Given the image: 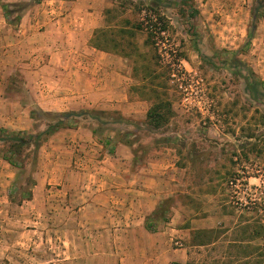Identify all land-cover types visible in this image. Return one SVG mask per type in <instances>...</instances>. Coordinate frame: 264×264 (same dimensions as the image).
<instances>
[{"label":"rangeland","instance_id":"obj_1","mask_svg":"<svg viewBox=\"0 0 264 264\" xmlns=\"http://www.w3.org/2000/svg\"><path fill=\"white\" fill-rule=\"evenodd\" d=\"M3 3L9 5L7 16ZM262 5L258 0H0L5 28L0 59L1 42L15 40L21 20L42 23L52 6L71 12L73 37L88 34L89 50L109 56L106 66L120 61V75H105V88L27 87L13 60L2 69L0 61V127L41 139L35 163L25 158L20 170L0 158V264L129 263V253L111 245L124 241L108 230L116 221L89 220L105 223L101 233L100 226L86 228L68 216L67 183L79 186L83 164L97 160L113 170L154 173L152 189L161 197L151 213L168 203L146 243L163 241L168 252L153 264H264ZM256 8L263 12L254 19ZM146 15L151 24L134 36L119 32ZM102 27L118 41L114 50L90 45ZM59 35L55 28L50 37ZM9 55L15 58L14 51ZM158 101H168L172 112L166 124L154 128L146 113ZM67 111L77 126L47 135L63 118L58 114ZM69 130L83 138L67 140ZM133 251L134 260L147 254Z\"/></svg>","mask_w":264,"mask_h":264},{"label":"crops","instance_id":"obj_2","mask_svg":"<svg viewBox=\"0 0 264 264\" xmlns=\"http://www.w3.org/2000/svg\"><path fill=\"white\" fill-rule=\"evenodd\" d=\"M47 11L48 14L45 15L47 20L41 23L22 19L16 27L15 40L5 44L1 42L6 54V56L4 54V59H0L1 69L7 67L6 63L13 60L12 65L15 64L23 77L27 80L30 77L33 78V83L26 80L27 87H88L89 84L90 87L105 88L103 84L105 75L108 74L111 77L120 75L119 60L114 59L113 66H106L104 60L109 58L106 53L94 49V51L89 50L88 34L81 38L73 37L74 23L70 19L71 12L63 9L57 10L52 6ZM60 13L62 15H59ZM55 28L59 30L60 35L57 39H52L50 36ZM4 30V22L0 21V40H3ZM12 51H14L15 58L9 55ZM118 90L119 87H114L115 93ZM75 91L79 92L80 97L85 95L81 89ZM94 93L96 94V91ZM68 95L72 94L68 93ZM116 106L119 107V104ZM69 131L67 140L79 141L83 138L79 131ZM68 146L71 147V151H74L73 145ZM101 162L97 160L92 166L83 164L81 167L82 180L79 186L64 184L71 195L68 216L72 220L79 218L86 228L100 226L101 233L104 232L105 223L94 225L89 220L97 217L104 221L109 219L116 221L115 228L108 227V230L118 238L123 237L124 241H120L119 245H116L118 242L115 241V244L111 245L116 252L129 253L128 264H153L157 260L162 261L168 252L167 245H163V241L146 243V239H153V233L144 227L146 214L151 213L161 197L160 193L155 194L152 189L154 173H147L145 171L147 169L144 168L139 169L140 173L138 170L130 173L128 170L127 173L125 169L115 168L113 170ZM108 173L118 174L120 179L114 180L109 177ZM95 212H100L101 215L96 216ZM106 226L109 225L106 224ZM133 249L145 251L147 254L143 259L137 256L134 260ZM174 260L175 257L172 261Z\"/></svg>","mask_w":264,"mask_h":264},{"label":"trees","instance_id":"obj_3","mask_svg":"<svg viewBox=\"0 0 264 264\" xmlns=\"http://www.w3.org/2000/svg\"><path fill=\"white\" fill-rule=\"evenodd\" d=\"M261 2H264V0H258V4H261ZM262 6L264 7V5ZM2 7L4 9L5 15H9V5L3 3ZM263 9L261 12H263ZM254 10L252 15L253 18H259L261 12L258 11V8ZM151 22V18L147 17L146 15L142 20H139L136 23H132L130 27H126L127 29H122L119 32H121L122 34H127V37H132L135 35V32L137 30H143L145 23V26L147 27L151 24ZM108 29L109 27L106 29L103 27L95 29L90 45L104 51L108 49L114 50L117 46H119V43L118 41H116L115 38L109 37ZM109 43H112V48L108 46ZM171 112V106L168 101H158L149 107L146 113V122L148 125L154 128H160L161 126L167 123ZM100 114L102 115L103 113ZM58 116H61L63 118L56 121L55 127L51 128L50 132H47V135H51L53 132L59 129L77 126L76 121L70 118L71 112H63L61 114H58ZM251 136L252 135L250 133L249 137ZM46 137L47 136L45 135L42 140H45ZM40 141L41 139L38 140V136H36V134H32L23 130L14 131L0 127V158L4 159L10 165L20 170L24 167L23 165L25 158H31L32 162L35 163L39 143H41ZM108 142H110V140H106L104 142V145ZM167 203L168 200L162 201L156 207L154 212H152L149 216L146 217L144 221V227L146 230H148L149 232L156 231L154 224L157 223L160 218H162V212L166 208ZM262 228V233H264V225L262 226Z\"/></svg>","mask_w":264,"mask_h":264}]
</instances>
